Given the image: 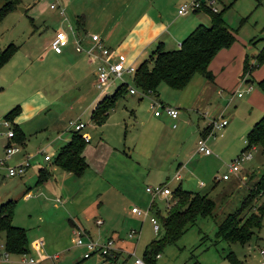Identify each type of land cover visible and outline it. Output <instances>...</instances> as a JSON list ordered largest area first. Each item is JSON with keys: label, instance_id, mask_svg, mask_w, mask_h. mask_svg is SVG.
<instances>
[{"label": "rangeland", "instance_id": "obj_1", "mask_svg": "<svg viewBox=\"0 0 264 264\" xmlns=\"http://www.w3.org/2000/svg\"><path fill=\"white\" fill-rule=\"evenodd\" d=\"M4 1L0 0V5ZM50 1L18 0L17 5L1 18L0 48L8 42L19 46L13 59L24 54H30L34 60L39 59L40 49L48 44L53 30L60 25L54 9L48 7ZM83 1H64L68 6L66 14L73 24L75 20L71 19L69 8L80 9L79 3ZM98 1L91 0L85 6L94 12L93 6ZM110 1L105 0V4ZM212 6L216 10L225 8L223 20L235 37L232 48L236 57L242 49L251 56L264 45V0H214ZM189 15H193L191 11H187L186 16ZM150 52L145 53L135 65ZM37 64L40 69L56 65L49 55L38 60ZM67 72L64 66L50 71V77L56 76L49 90L50 95L57 98L64 92L63 89L67 90L59 100H55L54 106L56 112L62 109L61 125L57 129L63 130H42V134L27 136V152L32 156L31 168L23 176L0 177L4 180L0 184V202L7 199L12 202L10 222L24 229L26 251L23 256L33 258L36 264H104L96 253L83 257L85 250L75 244L76 235L67 221L73 217L89 229L94 240L99 231H103L102 238L106 237L102 241L108 237L119 240L124 248L117 246L119 258L114 264H133L135 257L143 258L145 246L160 237V230L154 232L149 221L153 215L150 205L153 203L154 209L163 212L169 201L162 196L153 198L145 188L167 186L172 190L180 184L183 189L207 194L213 199L212 215L199 218L196 225L175 242L161 248L159 257H152L151 262L143 258L145 263L229 264L224 256L231 251L243 264H259V249H264V215L256 235L244 244L216 240L214 235L217 224L241 205L248 190L264 171V155L256 147L252 160L242 164L240 172L229 174L227 180L220 179L228 173L232 160L246 147L248 128L264 112L254 102H247L249 91L244 93L245 85L236 87V90L227 88L221 94L215 93L202 109L193 105L199 89L194 82L196 78H201L198 74L182 89L159 84L157 95H146L135 87L136 94L122 92L105 122L93 126L89 121L88 102L99 89L91 85L88 75L85 77L83 74V79L71 86L65 76ZM43 75L41 73V77ZM124 81L129 87H134L131 76H124ZM120 83L116 81V84ZM254 85L252 81L251 87H256ZM31 86L34 87V83ZM113 90L111 88L109 92ZM239 91H243V97H237ZM157 99L178 108V118L174 122L167 117L162 118L161 123L154 121L150 103ZM211 114L219 121L224 118L228 124L216 129L214 136H208L206 144L210 154L204 155L196 150V144L200 138L199 130ZM77 118L86 123L89 130H82L89 133L90 139L83 150L87 162L85 170L76 177L50 162L54 179H51L49 187L35 186L34 168L41 163L42 155L57 153L58 142H66L70 137L68 122ZM210 122L208 131L211 130ZM174 123L176 128H172ZM176 174H179L178 179H175ZM27 187L31 196L24 199L22 192ZM259 203H264V193L246 209L255 211ZM131 206L148 210L147 215L132 214ZM95 219H100L101 223H95ZM131 230H135L136 234L129 237ZM2 240L3 233L0 232V264H20L18 259L21 254L2 257ZM54 255L57 258L49 259Z\"/></svg>", "mask_w": 264, "mask_h": 264}, {"label": "crops", "instance_id": "obj_2", "mask_svg": "<svg viewBox=\"0 0 264 264\" xmlns=\"http://www.w3.org/2000/svg\"><path fill=\"white\" fill-rule=\"evenodd\" d=\"M54 1L62 6L64 10V14L59 17L58 7L50 8L48 5L50 9H54V13H56L57 18L59 19L58 23L60 25L57 27V29H66L68 24L74 25L75 27L76 24H73V21H70L68 15L66 14V9L68 8L67 3L64 2L66 0H51L50 3ZM183 1L184 0H111L110 3L105 4V0H99V3L93 6V12L91 9L85 6L91 3V0H84L83 3H79L80 9L78 8L72 10L69 8V14L72 20H76L77 17H80V25L77 27V32L82 36V43L84 46L90 44V39L87 34L90 32H94L99 35L103 43L107 47H109L110 50H112L115 56H123L126 63H130V61H132L131 63L136 67L135 63L141 60L145 53L150 52V50L152 51L158 43H162L164 49L177 48V42H181V40L196 25L204 23H206L204 25L209 24V16L202 9L191 11L193 15H189L188 17L186 16L187 13L178 14L177 8ZM23 10L24 9L22 8L21 11ZM74 10L75 12H73ZM57 29L53 30L52 35ZM233 43L227 48H221L210 61L208 69L213 74L212 81L205 79L201 75H198L201 78H196L194 83L198 84L199 89L197 90V93L195 95L193 105L198 109H202L204 105L209 102L211 96H213L215 93L221 94L223 91H227V88H235L236 90V87L240 88V86L245 85L244 93L249 91L247 102H254L255 106L263 112L264 94L257 87L252 88V82L245 81L246 78H240L243 61L245 58V54L247 53H245L242 49L238 54L239 56L237 55L236 57L232 48ZM18 48L19 46L16 47L15 51L12 53L9 59L5 63L0 65V157L3 155V146L7 143L6 138L2 135L5 131V127L1 124V120L4 119V113L8 109L13 106H17V113L13 115L9 121H7H11L10 123L15 125V128L22 137V140L19 143V150L11 154L5 160V163L14 164L16 162H19L23 158V156H27L28 166L26 167L24 173L19 175L23 176L25 175L26 171L31 168L30 158H32V156L27 152V136H30L31 134H42V130L55 129L56 132L63 130L57 129L60 124L59 121L62 120V109L56 112L54 110V106L55 100H59L62 94L67 93V90L63 89L64 92H61L60 96H57V98L50 95L49 90L53 87V80L56 79L55 75L50 77V71L56 67L64 66L66 70H68V74L66 73L67 75L65 76L67 82L71 86L79 83L80 80L83 79V75L85 77L88 75L90 81L92 82L91 85H93L95 88L97 87L94 85V65L88 62L86 56L83 53H79L74 50L71 40L62 47L61 52H55L48 42V44H46L44 48L40 49V52L42 53L37 60L32 59L30 57V54L19 55L14 57L13 59V54L18 50ZM256 53L251 54V56L248 55L251 62H254L253 56ZM48 55L53 58V61L56 63V65H52L51 68L43 67L42 69H40L37 61L44 59L45 56L47 57ZM258 69V74L255 76V73ZM230 70H232L231 73ZM41 73L44 74L42 77ZM250 75L255 81L263 78L264 63L253 69ZM90 76H92L93 78H90ZM193 78L194 75L190 80L193 81ZM33 83L34 87L31 86ZM117 85L118 84L116 83L109 84L106 88L99 89L98 93L92 95L88 102L90 112L96 105L97 101H99L104 95L111 94L116 89ZM111 88H113L114 90L112 92H109ZM238 93L241 92L239 91L237 92V94ZM134 94H136V92L130 93V95ZM243 96V91L240 96L237 95V97ZM114 108L115 107H113L112 109ZM214 116L215 115L211 114V117H209V119L206 121L204 127L208 126L210 120L212 118H215ZM152 117L154 121L159 123H161L162 118H169L164 114L158 116L152 114ZM177 118L178 114L176 118L169 119L173 120L174 122V120H176ZM77 120L81 119L77 118ZM92 125L94 126V124ZM204 127H202V129H204ZM172 128H176V125ZM83 129L88 130V128L86 127V123L81 131ZM249 129L250 128H248V130ZM201 130H199L200 136H202ZM83 132L88 136V139L86 141L89 142V133L86 132V130H84ZM64 143L65 142H58V148ZM46 153L50 155V159L45 160L44 156L42 155L41 163H39V165H36V167L34 168V176H36L37 179L38 170L42 167L47 168L50 175L48 179L43 183L36 184L35 181V186L44 185L49 187L51 179H54V170L49 163L52 161L51 159H53V156L55 154L53 155L54 152ZM4 175V169H0V177ZM178 178L179 174H176L175 179ZM3 182L4 180L0 179V184ZM27 190L28 187L24 192L21 191L22 198L24 199L31 196V192ZM56 200L60 201L59 198H56ZM67 221L71 229L78 228L84 237L93 239V237L90 235L89 229L79 223L78 220L73 217H69ZM94 221L97 224L101 223L100 219H95ZM102 232L103 231L97 232L95 241L99 240L97 242L100 243L105 241H102L106 238H102ZM113 240L116 248L118 245L124 248L122 244L119 243V240ZM50 258H57V256L49 257V259ZM260 260H264V255H261ZM261 261H258L259 264H261ZM240 262L241 264H243L242 261Z\"/></svg>", "mask_w": 264, "mask_h": 264}, {"label": "trees", "instance_id": "obj_3", "mask_svg": "<svg viewBox=\"0 0 264 264\" xmlns=\"http://www.w3.org/2000/svg\"><path fill=\"white\" fill-rule=\"evenodd\" d=\"M18 0H5L0 5V20L15 5ZM209 16V24L196 25L180 42V46L174 49H164L162 43H158L148 56L138 63L132 76L133 85L146 95H157V87L164 83L173 89H182L193 75L198 74L212 81L213 74L208 69L210 61L221 48L229 47L235 40L234 35L223 20L221 10H213L204 2L201 8ZM76 29L80 25V17L75 20ZM74 26V25H73ZM17 46L8 42L0 48V65L5 63ZM251 62L248 54H245L240 78H246L247 82H255L256 87L264 94V77L258 81L253 80L250 73L253 69L264 63V45L253 56ZM128 91L127 83H120L109 95H104L90 112V121L99 126L107 118L109 111L115 107L118 97L122 92ZM18 111L13 106L4 113V119L10 120ZM11 122V121H10ZM12 140L19 144L22 140L15 125L10 123ZM209 126L201 130V135L207 134ZM81 130L70 129V137L61 145L54 155L51 164L70 172L75 176L83 173L87 162L83 155L85 143ZM248 145L255 144L261 154L264 155V112L255 121L246 133ZM47 168H40L36 184L43 183L49 177ZM264 193V171L248 190L241 205L231 213H228L215 230L216 240L226 242H238L244 244L259 230L262 216L264 215V203H259L255 211H251L248 205ZM171 198L162 212L154 209L153 203L149 210L159 223L160 237L152 239L142 253L143 258L151 262L160 249L167 244L175 242L189 228L196 225L197 220L212 215L214 201L207 194L191 192L183 189L180 184L171 190ZM12 202L6 200L0 202V232L3 233L2 249L9 254H21L26 251V238L24 229L10 222V210ZM118 254V253H117ZM117 256L115 257V259ZM156 258V257H155ZM229 264H241L234 252H228L225 256Z\"/></svg>", "mask_w": 264, "mask_h": 264}, {"label": "built area", "instance_id": "obj_4", "mask_svg": "<svg viewBox=\"0 0 264 264\" xmlns=\"http://www.w3.org/2000/svg\"><path fill=\"white\" fill-rule=\"evenodd\" d=\"M207 4L212 7L214 0H184L181 2L177 8L178 14H185L187 11H194L201 8L202 3ZM50 8H57L60 14H64L63 7L57 4L56 1L49 4ZM213 10H216L212 7ZM90 39V44L84 46L82 43V36L77 32V29L68 24L67 28H58L54 31L49 45L55 52H61L62 47L68 43L70 40L74 47V50L79 53H83L88 62L94 65L95 72V86L98 89H104L109 84H115L116 81H121V83H126L124 81V76L128 75L132 76L135 72L136 67L132 63H126L123 56H115L112 50L107 47L98 34L89 33L87 34ZM180 46V43H178ZM129 87V85H128ZM129 93H135V87L128 88ZM238 96L241 93L237 94ZM150 108L152 109V113L155 116L158 115H166L169 118H176L178 114V109L176 107H172L166 104L159 102L158 100H152L150 103ZM211 130L207 132L206 135L200 136L197 140L196 150L203 154H209L210 149L206 144V140L208 136H214L215 130L222 129L223 126L227 124V120L222 118L220 121L218 118L211 119ZM1 124L5 127V131L3 132V136L6 138L7 143L3 146V155L0 157V169H4L6 176H19L24 173L26 167L28 166V158L27 156H23V158L14 164L7 165L5 160L13 153L19 150V144L15 143L12 140L13 133L11 129L10 122L2 119ZM85 124L79 120H73L68 122V128L72 130H81L84 128ZM175 126V123L172 124V127ZM82 136L85 140L88 139L86 133H82ZM246 147L241 149L240 153L232 160L229 165L228 173L223 174L220 179L227 180L229 178V174L237 173L240 171V167L243 163L251 160L256 151V146L251 144L248 145L247 141ZM45 160L50 159V155L45 153ZM145 191L152 195V197L162 196L164 198H171V190L167 186H160L155 188L146 187ZM130 212L135 215H147L148 210L142 211L136 206L130 207ZM149 221L152 224V229L154 232H157L159 229V223L154 215L149 217ZM73 232L75 233V244L84 248L85 252L83 253V257H89L93 254H98L103 259L104 264H114V262L119 258L117 248L114 245V240L112 238H108L104 242H97L91 238H86L81 236V231L78 228H73ZM136 234L135 230H131L128 234L129 237H132ZM259 253L264 255V249H259ZM7 253L3 251L2 257L5 258ZM24 253H21V256L18 259V263L20 264H36L35 260L31 257H24ZM117 258L115 259V257ZM53 257H56L54 255ZM159 257V254L156 255ZM133 264H146L143 258L135 257L133 260ZM261 264H264V260L261 261Z\"/></svg>", "mask_w": 264, "mask_h": 264}, {"label": "water", "instance_id": "obj_5", "mask_svg": "<svg viewBox=\"0 0 264 264\" xmlns=\"http://www.w3.org/2000/svg\"><path fill=\"white\" fill-rule=\"evenodd\" d=\"M20 10H22V8L19 7Z\"/></svg>", "mask_w": 264, "mask_h": 264}]
</instances>
